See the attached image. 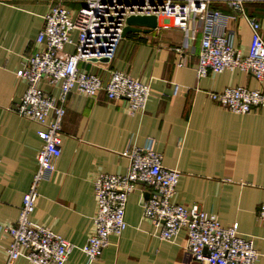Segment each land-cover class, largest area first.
Listing matches in <instances>:
<instances>
[{
    "label": "crops",
    "instance_id": "crops-1",
    "mask_svg": "<svg viewBox=\"0 0 264 264\" xmlns=\"http://www.w3.org/2000/svg\"><path fill=\"white\" fill-rule=\"evenodd\" d=\"M53 4L43 0L0 4V227L15 225L22 196L37 170L40 126L8 108L26 90L16 71L38 48L36 37ZM83 4L62 2L71 13ZM211 8L226 18V28L235 33V49L245 56L251 39L246 22L225 5ZM244 12L259 22L264 38V0L245 4ZM199 38L196 21L182 31L161 17L150 33H127L111 62L79 63L81 70L103 81L110 70L123 72L148 84L150 96L145 110L133 114L126 102L108 100L103 93L87 98L72 92L67 97L56 172L39 184L30 217L73 245L65 264H202L186 251L184 231L173 241H161L157 229L143 219L142 202L150 196L146 186L128 196L127 227L120 237H110L100 258L87 261L80 251L96 211L95 177L123 175L128 161L121 154L143 147L149 139L162 165L180 173L172 201L187 208L195 205L222 226L237 223L240 235L252 240L258 254L254 264H264V224L257 219L264 203V108L235 115L208 96L227 87L264 92V79L240 70L198 79ZM65 51L73 53L74 48L66 46ZM7 245L8 238L0 235V264ZM15 264L31 263L20 258Z\"/></svg>",
    "mask_w": 264,
    "mask_h": 264
},
{
    "label": "built area",
    "instance_id": "built-area-1",
    "mask_svg": "<svg viewBox=\"0 0 264 264\" xmlns=\"http://www.w3.org/2000/svg\"><path fill=\"white\" fill-rule=\"evenodd\" d=\"M13 1L17 0H0V4ZM43 1L54 4L43 17V26L35 40L38 48L24 58L16 71V76L26 83V90L18 103L8 108L40 126L37 135L42 147L36 156L37 170L22 196L15 225L0 227V235L8 238L4 264H15L20 258L31 264H65L74 248L51 230L30 220L39 197V184L56 172L69 94L75 92L93 98L103 93L108 100L126 102L131 114L145 110L150 96L148 84L116 70L108 71L103 81L79 68V63L99 62L103 58L108 61L99 63H109L114 59L128 16L164 17L182 31L189 30L196 21L200 33L198 79L225 70H240L258 81L264 79V38L260 24L244 12L245 4L258 0H82L83 6L75 13L62 5L65 0ZM215 4L225 5L248 25L251 39L245 56L235 49V33L226 28V18L211 8ZM73 33H76L75 40ZM66 46H73L74 52H66ZM208 96L235 115L264 108V92L259 90L227 87ZM121 156L128 161L123 175L99 174L93 181L96 211L91 232L80 248L87 261L102 256L110 237L122 235L127 227L128 196L139 186H146L150 196L142 202V217L157 229L158 239L173 241L184 231L186 251L202 264L256 262L258 254L253 242L240 235L237 223L222 226L213 215L197 206L187 208L172 201L180 173L162 165L153 140ZM257 219L264 224V203L258 209Z\"/></svg>",
    "mask_w": 264,
    "mask_h": 264
},
{
    "label": "water",
    "instance_id": "water-1",
    "mask_svg": "<svg viewBox=\"0 0 264 264\" xmlns=\"http://www.w3.org/2000/svg\"><path fill=\"white\" fill-rule=\"evenodd\" d=\"M141 28H144L143 30ZM157 28V17L154 15H141L132 14L125 20V27L123 28L121 37L124 38L127 33H150ZM108 60L103 58L99 62H107ZM94 62H96L94 60Z\"/></svg>",
    "mask_w": 264,
    "mask_h": 264
},
{
    "label": "bare ground",
    "instance_id": "bare-ground-1",
    "mask_svg": "<svg viewBox=\"0 0 264 264\" xmlns=\"http://www.w3.org/2000/svg\"><path fill=\"white\" fill-rule=\"evenodd\" d=\"M160 21V20H159ZM171 23V22H170Z\"/></svg>",
    "mask_w": 264,
    "mask_h": 264
}]
</instances>
